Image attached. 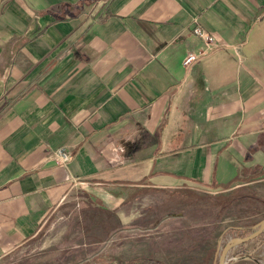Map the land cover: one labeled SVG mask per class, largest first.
<instances>
[{"label": "crops", "instance_id": "obj_1", "mask_svg": "<svg viewBox=\"0 0 264 264\" xmlns=\"http://www.w3.org/2000/svg\"><path fill=\"white\" fill-rule=\"evenodd\" d=\"M248 185L264 209V0H0V264H211L168 192Z\"/></svg>", "mask_w": 264, "mask_h": 264}, {"label": "rangeland", "instance_id": "obj_2", "mask_svg": "<svg viewBox=\"0 0 264 264\" xmlns=\"http://www.w3.org/2000/svg\"><path fill=\"white\" fill-rule=\"evenodd\" d=\"M251 187L253 191L256 190L255 186ZM261 187L264 191V185ZM190 191L191 190L181 192L178 191L175 193L168 192V194L171 193L173 196L169 195L166 202H164V210H184L186 217L185 232L188 235L186 237L188 239L187 241H189L190 237L198 239L199 236H202V238L198 241V244L201 245L192 250L193 253H190V255L194 256L199 261V259L202 256H205V254L208 252L211 254V264H218L217 257L227 240L233 237H242L252 233L254 231L253 227L264 216V209H262L261 204L257 202L254 204L253 201H250L252 204H248L247 201H243L241 205L238 204V207H236L232 205V201L227 200L230 198V196L226 197L224 201L222 194H219L217 195L220 196L219 202L225 206L232 205L231 207L233 208V211L225 212L224 209L219 211L218 207L222 205H217L218 202L214 203L211 201V199H213L212 197H215L216 195H200L195 194L194 191ZM183 194L185 195L184 198ZM255 194H257L256 191ZM254 196L258 197L259 200L262 198V196L259 194ZM244 200L247 199L244 198ZM237 208L239 211L236 210ZM197 219H200L197 222L201 221L202 223H207L201 225V227L197 225V227L193 229L190 224ZM221 221L223 222L221 223ZM232 224L236 228H227V230H225L227 226H231ZM175 233L178 232L175 231ZM172 239L173 238L171 237V240ZM80 241L82 240L79 238L68 240L66 236H62L61 239L57 241V245H60L61 247L62 245H66L68 243L77 244ZM85 241L89 242L90 238L86 237ZM127 241L128 242L125 244L129 249L130 238H128ZM142 243H145V240H142ZM234 246L235 247L229 250L228 253L231 255L235 252L234 254H239V256H237L236 259L233 260V262L231 261L229 264H264V229L259 235H257V237ZM80 257L81 254L78 256V259ZM65 260L70 261L71 259L67 256L65 257Z\"/></svg>", "mask_w": 264, "mask_h": 264}, {"label": "trees", "instance_id": "obj_3", "mask_svg": "<svg viewBox=\"0 0 264 264\" xmlns=\"http://www.w3.org/2000/svg\"><path fill=\"white\" fill-rule=\"evenodd\" d=\"M182 191H188V190H182ZM190 192H192V191H190ZM239 193H241V194H239ZM200 195H204V194L201 193ZM184 196L185 195L183 194V198H184ZM212 198L213 199H211V201H213L214 203H217L218 202L217 205H223V204H221L219 202L220 196H217L216 195L215 197H212ZM244 198H246L247 200H244ZM257 198L258 197H255L254 196L252 187L250 185H248V186L241 187V189H239V190L231 191L230 198L227 199V200L232 201L231 202L232 205L238 207V204H241L243 201H253V202H256L257 201ZM236 210L239 211L238 208ZM106 215H107V217H106V224L105 225L107 226V229H109L110 227L115 226L117 223H116V221L115 222L113 221V223H112L110 221V219L108 220L109 212H107ZM92 239L99 240V238H94V237ZM138 263H140V264H161V263H157V261H155V260H150V259H147V258H144V259L138 261ZM127 264H132V263H127Z\"/></svg>", "mask_w": 264, "mask_h": 264}, {"label": "built area", "instance_id": "obj_4", "mask_svg": "<svg viewBox=\"0 0 264 264\" xmlns=\"http://www.w3.org/2000/svg\"><path fill=\"white\" fill-rule=\"evenodd\" d=\"M193 31L196 35L202 38L206 44L213 46V47L217 46L216 43L214 42L213 37H211L207 32L205 33L200 28V26L196 25L193 28ZM196 56L197 55L195 53L187 55L185 59L183 60V65L188 68V66L192 63V61L196 58ZM53 154L55 156V161L58 164L60 163L66 164L67 162H69L70 157H71L70 151L66 147H60L56 149Z\"/></svg>", "mask_w": 264, "mask_h": 264}, {"label": "water", "instance_id": "obj_5", "mask_svg": "<svg viewBox=\"0 0 264 264\" xmlns=\"http://www.w3.org/2000/svg\"><path fill=\"white\" fill-rule=\"evenodd\" d=\"M264 229V218H262L254 227H253V232L250 233L249 235H244L242 237H233L227 240V242L223 245L220 254L217 257L218 264H226V258H227V253L229 250L234 246L238 244H242L245 241H248L250 239H253L257 237ZM78 264H89V263H78ZM95 264V263H93Z\"/></svg>", "mask_w": 264, "mask_h": 264}]
</instances>
